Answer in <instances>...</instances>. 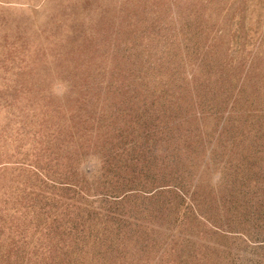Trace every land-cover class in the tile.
<instances>
[{"label": "rangeland", "instance_id": "obj_1", "mask_svg": "<svg viewBox=\"0 0 264 264\" xmlns=\"http://www.w3.org/2000/svg\"><path fill=\"white\" fill-rule=\"evenodd\" d=\"M240 11L244 13L247 45L244 55L233 54L230 58L236 42L228 34L225 37L230 45L227 60L233 65L230 70L233 74L242 72V59L248 61L247 67L251 70L248 75L252 79L242 81V87L238 83L235 95L240 87L245 94L254 91L253 84L257 78L254 76V80L253 75L257 69L261 70L263 79L259 106L264 112V0H0V94L7 90L34 93L43 89L45 96L68 109L67 99H75L78 93H85L82 92L85 90H95L92 87L95 84L90 81L86 84L78 78H107L122 72L118 69L138 75L148 72L149 56L153 52L149 51L150 47L182 41L187 29H194L215 18L219 25L225 23L229 30L228 19L230 21L232 13H235V19L230 26L234 30L240 23ZM199 44L204 45V41ZM221 53L224 56V46ZM246 53L250 54L247 56ZM231 59L236 63L233 64ZM191 65L188 64L185 75L196 73ZM255 65L258 68L253 69ZM27 75H40L42 81L29 83ZM25 78L27 82L22 84L21 80ZM84 96L86 104L77 103L76 108L80 109L85 119L88 111L97 116L108 104L107 95L100 96V100L104 101L102 105L93 107ZM43 103L31 107V103L24 102L20 107L26 106L23 111L25 116L18 118L22 114L19 113L20 108L0 107V152L4 154L0 159L11 161L0 167V251H22L26 264H38L36 254L40 250L54 248L52 233L46 235L43 231L40 210V206L48 202L56 207L54 215L57 213L59 217L70 212L78 216H94L93 220L86 221L89 227L85 235L90 238L84 241L82 247L89 254L110 250L111 256H106L103 264L112 257L117 258L111 259L112 264H163L170 260L173 253L169 249L175 241L184 247L188 244L197 248L205 244L223 254L241 255L247 252L244 256L247 254L254 261L262 259L264 263L263 251H254L248 256L252 252L242 242L208 233L196 216L197 213L206 217L221 215L229 200L240 206L246 204L247 211L258 209L260 200H264V135L257 137L260 133L256 132L258 127L255 125H264V114L260 113L261 117H258V113L253 114L248 109L247 115L239 120L249 126H239L238 121H234L224 125L221 133L223 125L215 109L200 105L189 108L185 120L163 125L168 128L163 130L167 137L164 141H156L155 151L160 154V161L153 165L151 172L158 174L157 185H170V188L165 187L163 191L152 194L128 195L111 205L80 200L73 191L44 181L40 172H48L52 177L50 172H61L72 164L77 166L78 171L92 172L91 179L94 178L91 182H96L101 164L97 159L100 155L96 154L99 148L95 144L101 143L100 135L104 134V130L95 124L80 126L85 135L79 141L89 138V131L86 130L94 129L87 156L78 153L77 160L68 164L66 160L57 161L53 145L47 144L53 139L45 137L46 143L40 145L44 140L41 139L43 133L39 137L36 133L39 127L65 130L77 119L70 120V113L66 111L55 115L49 110L47 118L38 121L39 115H45ZM248 107L253 108L251 105ZM236 112L241 113L240 110ZM105 113L108 117L109 113ZM153 115L155 117L156 112ZM127 127L124 126V130ZM109 131L113 133L111 128ZM95 137H99L98 140ZM157 138L161 139L162 133ZM227 138L232 139L230 146L223 145ZM130 139L127 138V142ZM110 146L108 143L105 147ZM61 154L65 156V153ZM130 154L132 151L126 153ZM22 158L36 168L19 163ZM227 159L232 164L225 166ZM138 170L139 167L124 178L138 179L146 174L144 170L142 174L137 173ZM77 179L81 181L80 177ZM174 186L184 189L194 204H198L197 211L188 207L189 204ZM52 217L47 220L49 225L52 224ZM181 219L182 228L176 227L175 223ZM113 221L122 223L128 238L117 240L114 231L109 230L112 227L106 225ZM190 232L197 238L188 236ZM105 235H109L110 242L104 241L108 238L103 237ZM184 237L187 242L180 241ZM93 264H102V260Z\"/></svg>", "mask_w": 264, "mask_h": 264}, {"label": "trees", "instance_id": "obj_2", "mask_svg": "<svg viewBox=\"0 0 264 264\" xmlns=\"http://www.w3.org/2000/svg\"><path fill=\"white\" fill-rule=\"evenodd\" d=\"M243 17L244 13L240 11V23L234 30H231L230 26L235 19V13H232L230 21L228 19V23L230 22L229 30L227 26L225 27V23L219 25L218 19L215 18L214 21L198 25L194 29H187L182 41L167 42L166 45L160 47H150L149 51L153 52L149 56L148 72L145 71V73L140 75L135 72L126 73L124 69H118L122 72L107 78L102 76L98 79L89 77L78 78L79 81H84L86 84H89L87 81L95 84L92 86L95 90L90 91L91 93L85 90L82 91L85 93H78V96L76 95L77 98L67 99V103H69L68 109L62 108V104L56 102L55 99L45 96L42 93L43 89H37L34 93L16 90L11 92L8 90L4 91L5 93L0 94V107L10 108L15 106L14 108H20L19 113L22 114L16 117L18 118L25 116L24 109L26 106L20 107L24 102L31 103V107L41 105L44 102L42 109L45 110V115L43 117L39 115L38 121L47 118L49 110L51 114L54 113L55 115L60 114L59 112L61 111H66L70 113V120L76 118L77 122L67 126L65 130L39 127L36 133L38 137L43 133L41 134V139L44 138V140L39 143L40 145L46 143L45 137L52 138L53 140L47 144L51 143L53 145L55 160H66L67 164L71 161L75 162L78 153L87 156V151L91 146L89 140H91L92 132H94L93 127L90 130H86V132L89 131V138L79 141L85 135V131L80 130V126L95 124L97 128L104 130V134L100 135L101 143L95 144L99 148L96 154L100 155V157L97 156V159L101 164L99 169L101 173L96 182H91L94 178L91 179L92 172L78 171L77 166L73 167L70 164L61 172H50L52 177L48 175V172H40L46 183L58 185L60 188H65L64 190L66 191H73L80 200L100 201L111 205L117 204L126 196L135 193L152 194L163 191L165 187L170 188V185H157L156 182L159 179H156V177L158 174L152 173L151 169L154 167L153 165L159 164L160 161V154L155 151V146L156 141H164L167 137V134L163 131L168 129L164 127L165 125L180 123V121L185 120L189 108L199 105L215 109V113H217L218 119L223 125L221 133L224 125L233 124L234 121H238L237 125L239 126H249V124L245 125L244 121L239 120L240 117L247 115L248 109L253 114L258 113V117H261L260 113L264 114L259 106L263 79L261 70L257 69V73L253 75V78L254 76L257 78V81L253 84L254 91L252 90L250 93L245 94L241 88L242 84L246 78L252 79L248 75L251 71L247 67L248 61L242 59L240 66L242 72L233 74L230 71L233 69V65L227 60V50L230 45L225 37L228 34L232 37L234 43L236 42L235 48L231 50L230 58L233 54L244 55L243 51L247 42ZM201 40L204 41V45L199 44ZM223 46L224 56L221 53ZM249 54L246 53L247 56ZM231 61L233 64L236 63V60L231 59ZM188 64H192L190 67L192 70L195 68V74L185 75V69ZM255 68H258V65H255L253 69ZM27 77L30 79L28 82L32 84H38L42 81L40 75L32 77L27 75ZM21 81L23 84L27 82V79L25 78V80ZM238 83L241 87L235 95V86ZM28 92L29 95H26ZM105 94L108 97V104L97 116L93 111H88L85 119L80 114V109L76 108L77 103L86 104V101L83 100L84 95H86L84 97H86L92 107L94 105H102L104 101L100 100V96H106ZM118 95L121 96L116 97ZM234 105L238 106V108L235 109ZM249 105L253 108H249ZM85 106L82 110L85 109ZM74 110L77 113L74 114ZM239 110L241 113L236 112ZM105 112L109 113L108 117H105ZM153 112H156L155 117ZM126 125L128 127L124 130L123 127ZM251 126L254 125L251 124ZM255 126L258 127L256 132L260 133L257 137H263L264 125L257 123ZM110 128L113 131L111 134ZM134 131H136L135 136L133 135ZM159 133H162L161 139L157 138ZM129 137L131 139L127 142ZM98 138L95 137V140H98ZM231 141V138H227L223 145L230 146ZM108 143L111 146L106 148L105 146ZM94 151L97 152L95 149ZM129 151H132V155H126ZM62 152L65 153V156L61 154ZM3 155L0 152V156ZM1 159L0 167L11 163V161L3 162ZM26 162V159L22 158L19 163L36 168L35 165ZM231 164L230 159H227L225 166ZM137 167L140 168L137 173L142 174L143 170L146 172L141 177L143 180L141 178L131 180L124 178V175H132ZM122 169L124 171L121 174ZM78 176L81 181L77 179L79 178ZM231 187L233 186L231 185ZM174 189L187 201L188 207H192L195 211L198 210V204H194L192 199L184 193V189L177 186H174ZM260 201L256 211H247L246 204L240 206L237 202L229 200L227 204L225 203L226 206L223 207L221 215L210 214L206 217L204 214L197 213L196 216L204 224L202 226H206L208 233L242 242L244 247L252 252L248 254V256H251L254 251L264 252V200ZM52 208V205L48 202H44L40 206L44 222L43 231H46V235L52 233L55 244L53 249L40 250L41 252L36 254L38 255V264H93L100 260H102L103 264L106 256H111L112 252L110 250H106L104 253L89 254L85 247H82L84 241L86 242L90 238L85 235L86 228L89 227L86 221L93 220V215L78 216L74 212H70L63 215V217H59L57 213L54 215L56 207L53 208L54 213ZM51 215H53V221L49 225L47 220ZM109 223L106 225L112 227L109 230L114 231L117 240L128 238L122 223L118 224L114 221ZM196 224H199V222H196ZM175 226L182 228L183 220L176 222ZM108 236L105 235L103 237ZM188 236L196 237V235H192V232ZM108 239L109 237L105 238L104 241L110 242ZM179 239L177 238V240ZM186 239L184 237L180 241L187 242ZM143 247L145 245L140 248L143 249ZM175 248L177 249L174 250ZM169 250L173 254L169 257L170 260L163 264H264L262 259L254 261L248 258L247 254L244 256V253L247 252L241 255L232 254L231 252L223 254L219 249L205 244H200L197 248L188 244L184 247L182 244H178V241H175ZM24 259L25 254L22 251H0V264H26ZM111 259L117 258H109L106 264H112Z\"/></svg>", "mask_w": 264, "mask_h": 264}]
</instances>
